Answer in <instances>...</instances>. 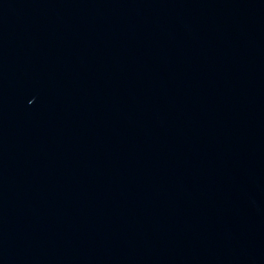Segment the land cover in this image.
Returning a JSON list of instances; mask_svg holds the SVG:
<instances>
[{"label":"water","instance_id":"obj_1","mask_svg":"<svg viewBox=\"0 0 264 264\" xmlns=\"http://www.w3.org/2000/svg\"><path fill=\"white\" fill-rule=\"evenodd\" d=\"M0 264H264V0H0Z\"/></svg>","mask_w":264,"mask_h":264}]
</instances>
